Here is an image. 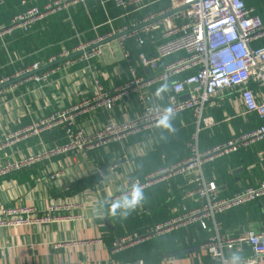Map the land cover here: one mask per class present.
<instances>
[{
    "label": "crops",
    "instance_id": "crops-1",
    "mask_svg": "<svg viewBox=\"0 0 264 264\" xmlns=\"http://www.w3.org/2000/svg\"><path fill=\"white\" fill-rule=\"evenodd\" d=\"M23 1L17 4L16 11L3 7L7 17L0 16L1 21L9 22L10 17L22 9ZM43 1L40 0L41 3ZM168 5V0H149V4L142 9L132 7L123 10L117 8L112 0H87L49 15L24 31L29 33L32 29L39 32L40 26L42 34L37 33L38 40L34 35V41H27L22 48L9 50L6 37L13 34L0 39V78L14 75L35 62H40L45 68L62 65L63 61L52 66L47 63L50 57L59 55L64 49L72 50L81 42L105 35L114 27L141 19ZM94 12L104 14L103 22H93L91 15ZM50 17H61L62 22L47 23ZM85 17L88 24L84 22ZM66 23L71 27L70 34L67 33ZM18 31L22 30L14 32ZM154 36L158 40L160 31L154 32ZM110 41L111 48L90 62L99 71L106 88L124 83L128 76V63L122 60L117 39ZM20 42L16 41V46ZM256 43L258 41L253 44ZM125 47L137 71L151 76L154 72L138 65L137 56L141 51L153 54L154 44L148 41L139 46L137 38L132 37L125 42ZM183 55L180 52L165 58L159 70ZM17 83L16 86H7L8 90L0 94V138L4 133L18 130L50 114L59 105L70 106L76 100L77 89L86 94L92 93L91 77L83 63L57 70L47 85L33 80ZM251 87L258 100H264V87L254 83ZM155 99L161 103L166 101L156 96ZM212 102L204 111V115L213 120L210 125H198L197 118L188 110L178 113L174 121L175 134L163 133L167 139H162V130L155 127L132 135L123 142H113L87 152L58 155L1 176L0 208L34 207L42 213L51 204L72 202L79 205L75 212L82 218L79 221H55L48 225L0 228V264L212 263L204 248L205 241L214 233V221L210 219L182 225L123 249L116 250L114 246L127 234L144 233L158 223L175 219L182 214L185 203L189 208L197 206L191 198L184 199L193 188L192 175L174 174L144 188L147 201L127 220L112 217L108 211L112 195L127 189L130 179H143L188 157L189 142L197 129L199 147L205 151L264 124L263 118L246 111L236 90L225 89ZM140 112L135 94L125 102H119L114 111L119 120L134 118ZM108 114L105 110L83 114L77 117V123L88 126L92 121L95 127H100ZM66 141L67 136L61 129L20 140L0 149V164L28 157L44 147L61 145ZM55 171L62 175L52 178ZM204 172L206 177L217 181L221 198L232 197L250 186H258L264 181V139L207 162ZM238 206L216 215L223 235L230 237L248 230L264 231V196ZM95 239H101L102 243L74 244L75 241ZM234 250H239L243 257L252 255L246 245Z\"/></svg>",
    "mask_w": 264,
    "mask_h": 264
},
{
    "label": "built area",
    "instance_id": "built-area-1",
    "mask_svg": "<svg viewBox=\"0 0 264 264\" xmlns=\"http://www.w3.org/2000/svg\"><path fill=\"white\" fill-rule=\"evenodd\" d=\"M86 1L49 0L41 7H27L17 13L8 24L0 23V39L16 30L28 31L37 21ZM112 1L117 8L123 10H130L132 7L138 10L149 4V0ZM168 1L167 8L114 27L109 33L81 42L72 50L64 49L59 55L50 57L47 63L52 66L63 61L62 65L45 68L40 62H35L14 75L0 78V94H3L8 90L7 86H16L20 80H33L47 85L51 75L57 70L83 63L92 81L91 94L77 89L76 100L70 106L59 105L50 114L39 117L31 124L4 133L0 138V149L55 129L63 130L67 141L62 145L44 147L28 157L0 164V177L58 155L106 147L113 142H123L141 131L154 129L158 116L168 106L173 107L177 114L192 111L198 125H210L213 120L205 116L204 111L208 105L213 104V98L225 89L238 91L246 111L254 112L264 119V100H258L251 87L253 83L264 87V46L255 47L253 44L264 39V22L261 17L254 14V9L247 5L246 0ZM1 3L0 0V5ZM22 3L25 5L26 1ZM156 31H160L158 40L154 36ZM145 36H150L149 42L155 46L154 53L141 51L137 56V64L153 71L151 76L141 75L137 71L131 54L125 47V42L132 37L137 38L139 46L147 44ZM114 37L122 51V60L128 63V76L124 83L106 88L99 71L90 62L102 55L105 48H111L109 40ZM180 52L184 53L181 58L166 63L159 70L162 60ZM123 71L122 69L121 72ZM184 73L187 74L180 77ZM163 82L169 83L171 91L163 95L161 99L166 101L161 103L155 99L154 89ZM133 94L137 97L141 112L134 118L117 119L114 113L116 105L125 102ZM100 110L109 113L100 127H95L92 121L88 126L77 123L78 116L94 114ZM263 139L264 124L202 151L197 129L191 136L190 155L187 158L143 179H130L128 188L113 194L109 202L128 193L134 184L139 183L146 188L167 176L185 173L192 175L193 188L185 194L184 199L191 198L198 205L189 208L185 203L182 214L175 219L158 223L144 233L134 232L121 237L114 243L116 250L143 243L182 225L210 219L214 221V233L204 243V248L212 258L210 264H230L228 252L245 245L250 248L252 255L244 257L243 264H264V231L248 230L229 237L221 233V224L216 222L218 213L264 196V181L258 186L247 187L232 197L221 198L216 181L209 180L204 172L207 162L235 153ZM61 175V172L55 171L52 178ZM78 208L79 205L72 202L51 204L42 213L34 207H1L0 228L79 221L82 217L75 212ZM80 242L90 245L101 244L102 240L75 241L74 244L78 245Z\"/></svg>",
    "mask_w": 264,
    "mask_h": 264
},
{
    "label": "clouds",
    "instance_id": "clouds-1",
    "mask_svg": "<svg viewBox=\"0 0 264 264\" xmlns=\"http://www.w3.org/2000/svg\"><path fill=\"white\" fill-rule=\"evenodd\" d=\"M170 91L171 88L169 83L163 82L156 88L154 95L157 98H162L165 93ZM177 115L178 114L174 111L173 107L168 106L163 108L156 123V127L162 130V139H167V137L163 135L164 132L171 135L175 134L177 131L174 125ZM146 201L147 196L145 195V190L139 183H137L131 187L128 193L111 202L108 211L112 217L127 220L129 216H131L138 208L142 207ZM228 259L230 264H243L244 261V257L239 250L232 251Z\"/></svg>",
    "mask_w": 264,
    "mask_h": 264
},
{
    "label": "trees",
    "instance_id": "trees-1",
    "mask_svg": "<svg viewBox=\"0 0 264 264\" xmlns=\"http://www.w3.org/2000/svg\"><path fill=\"white\" fill-rule=\"evenodd\" d=\"M2 1H3V3H1V4H3V6L0 5L1 6V9H0V16H1V18L2 17H7L6 15H4L5 12H3V7H5V8L6 7L7 8H12L13 11H16L17 4L18 3H21V0H1V2ZM25 1H26V4L25 5H22L21 4L22 5V9L20 11H18L17 13L25 10L27 7H32V6H40L41 7L42 5H44L49 0H44L42 3L40 2V0H33V1L25 0ZM246 3H247V5L249 7H252L254 9V14L259 15L261 17V19L263 20V22H264V0H246ZM17 13H14V15H12L10 17V20ZM61 19H62L61 17H59V18L58 17H56V18L55 17H50L49 20L47 21V23H54V24L55 23H57V24L59 23L60 24V22H62ZM91 19L93 20V22H96V21L97 22H103L104 14L102 12L101 13H99V12L95 13L94 12L91 15ZM10 20H9V22H10ZM9 22H3L0 19V23L8 24ZM84 22L86 24H88V18L87 17H85ZM66 29H67V33L70 34L71 33V27L68 24L66 25ZM37 33L42 34L41 31H40V26H39V32L36 31V30H32V29H31V31L29 33L28 32L26 33L24 31H18L17 33L13 32L12 33L13 35L11 37H8V38L6 37V43L8 45L9 50H15V48H18V47L19 48H22L26 44L27 41H34V37H33L34 35L36 36V40H38V38H40V37L37 35ZM14 37L16 38V41H18V44H19V41H21L19 46H16V41H15ZM145 38H146V40L148 42L149 39H150V36H145ZM254 46L255 47H262V46H264V39L259 40L258 43L254 44ZM64 143H62V144H64ZM209 180H212V179H209ZM216 183H217V181H216ZM244 204H242V205H244ZM242 205H240L238 207H241ZM233 236H237V235H233Z\"/></svg>",
    "mask_w": 264,
    "mask_h": 264
},
{
    "label": "water",
    "instance_id": "water-1",
    "mask_svg": "<svg viewBox=\"0 0 264 264\" xmlns=\"http://www.w3.org/2000/svg\"><path fill=\"white\" fill-rule=\"evenodd\" d=\"M182 8H185V7H182ZM182 8H181V9H182ZM179 10H180V9H179ZM114 38H116V37H114ZM114 38H112V39H114ZM112 39H110V40H112ZM110 40H109V41H110ZM101 44H103V43H101ZM185 97H186V96H185Z\"/></svg>",
    "mask_w": 264,
    "mask_h": 264
},
{
    "label": "rangeland",
    "instance_id": "rangeland-1",
    "mask_svg": "<svg viewBox=\"0 0 264 264\" xmlns=\"http://www.w3.org/2000/svg\"><path fill=\"white\" fill-rule=\"evenodd\" d=\"M113 45H114V47H116V45H115V44H113ZM104 50L106 51V50H107V48H105Z\"/></svg>",
    "mask_w": 264,
    "mask_h": 264
}]
</instances>
